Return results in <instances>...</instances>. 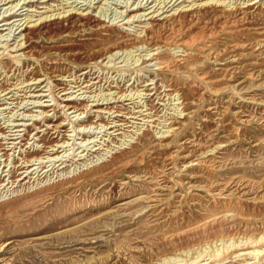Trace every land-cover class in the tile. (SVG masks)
Listing matches in <instances>:
<instances>
[{
  "label": "rangeland",
  "instance_id": "1",
  "mask_svg": "<svg viewBox=\"0 0 264 264\" xmlns=\"http://www.w3.org/2000/svg\"><path fill=\"white\" fill-rule=\"evenodd\" d=\"M0 20V264H264V0Z\"/></svg>",
  "mask_w": 264,
  "mask_h": 264
},
{
  "label": "bare ground",
  "instance_id": "2",
  "mask_svg": "<svg viewBox=\"0 0 264 264\" xmlns=\"http://www.w3.org/2000/svg\"><path fill=\"white\" fill-rule=\"evenodd\" d=\"M0 1H3V0H0ZM4 1H7V2H10V1H12V0H4ZM148 1V0H147ZM161 2V1H160ZM20 2L18 1V2H16L15 3V5H12L11 4V6L13 7H15V6H18V4H19ZM143 3V2H142ZM141 4V3H140ZM10 6V5H9ZM25 7V6H24ZM18 8V7H17ZM20 8V7H19ZM139 8H141V7H134L132 10H135V9H139ZM9 10H11V8H9ZM16 10V9H15ZM19 10V9H18ZM17 10V11H18ZM5 12V11H4ZM136 15V13L135 14H133V15H131V17L132 16H135ZM23 18V17H22ZM5 19V23H3V24H9V23H11L12 21V19H8V18H4ZM2 20H3V18H2ZM13 20H15V19H13ZM17 20H18V18H17ZM1 21V20H0ZM14 22V21H13ZM22 24V23H21ZM20 24V25H21ZM1 25V24H0ZM10 25V24H9ZM19 25V24H18ZM14 31V30H13ZM20 33V32H19ZM15 36V35H14ZM76 77V76H75ZM80 81V80H79ZM78 83V82H77ZM71 84V83H70ZM3 86H0V93L1 92H5V94H7L8 92H10V91H8L9 89L8 88H2ZM31 87V86H30ZM80 87H81V85H80ZM19 90V89H18ZM65 91H66V89H65ZM82 92V91H81ZM34 93V92H33ZM59 93V92H58ZM2 94V93H1ZM38 94V93H37ZM3 95V94H2ZM40 95H42L41 93H40ZM95 95V94H94ZM105 96V95H104ZM66 99L65 100H70L68 97H65ZM102 99H106V98H103L102 97ZM110 99V98H109ZM38 101V100H37ZM14 103V102H13ZM23 103V102H22ZM27 104V103H26ZM24 106V105H23ZM65 106H67V104H65ZM68 107L69 108H74V110H78L79 109V106L78 105H73V104H68ZM7 108V107H6ZM26 108V107H25ZM81 109V108H80ZM20 113V112H19ZM10 123V122H9ZM13 124V123H12ZM12 124H10V126H12ZM22 124V123H21ZM56 127H58V126H56ZM17 128V127H16ZM28 128V127H27ZM15 130V129H14ZM43 130V129H42ZM4 133H5V130L3 131ZM15 133V132H14ZM14 133H9V132H7L6 131V135H4V137H3V139L5 138V139H13V138H16L15 137V134ZM55 133H56V131H55ZM9 135V136H8ZM17 136V135H16ZM21 137V136H20ZM65 138V137H64ZM23 139V138H22ZM20 140H21V138H20ZM18 141V140H17ZM67 141V140H66ZM5 142V141H4ZM7 142H9V141H7ZM15 142V141H14ZM68 142V141H67ZM18 143V142H17ZM62 143H63V141H62ZM3 144V143H2ZM14 144H16V143H14ZM58 144V143H57ZM64 144V143H63ZM53 145V144H52ZM1 146V145H0ZM65 146V145H64ZM56 147H58V145L56 146ZM12 148V147H11ZM62 148H63V145H62ZM0 149H1V147H0ZM53 149V148H52ZM61 149V148H60ZM55 150V149H54ZM57 151V150H56ZM7 152V151H6ZM29 153V152H28ZM52 154V153H51ZM60 154H61V152H60ZM56 155H58V154H56ZM55 155V156H56ZM4 156H5V154H4ZM7 156V155H6ZM28 156V155H27ZM50 155H48V157H49ZM11 157V156H10ZM57 157V156H56ZM27 158V157H26ZM51 158V157H50ZM59 158V157H58ZM35 159H36V157H35ZM33 160V159H32ZM21 161H23V160H21ZM29 161H30V159H29ZM16 162V161H15ZM26 162V161H25ZM46 162V161H45ZM18 163H20V162H18ZM17 164V163H16ZM42 164H43V162H42ZM1 165V164H0ZM18 165V164H17ZM41 165V164H40ZM13 166V165H12ZM22 166V165H21ZM25 166V165H24ZM10 167V166H9ZM17 167V166H16ZM33 168V167H32ZM1 169H2V167H1ZM12 169V168H11ZM13 169H14V167H13ZM16 169V168H15ZM23 169V168H22ZM29 169V168H28ZM34 169V168H33ZM36 169V168H35ZM26 170V169H25ZM37 170V169H36ZM35 170V171H36ZM16 171V170H15ZM20 171V170H19ZM22 171V170H21ZM28 171V170H27ZM10 172H12V171H10ZM14 172V171H13ZM18 172V171H17ZM30 172V171H29ZM24 173V172H23ZM26 173V172H25ZM35 173V172H34ZM9 174V173H8ZM9 176V175H8ZM8 176H6V178L8 177ZM14 176H15V174H14ZM23 176V175H22ZM12 177V176H11ZM8 179H9V177H8ZM2 180V179H1ZM6 181V180H5ZM13 181V180H12ZM49 229V228H48Z\"/></svg>",
  "mask_w": 264,
  "mask_h": 264
}]
</instances>
